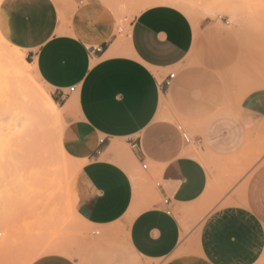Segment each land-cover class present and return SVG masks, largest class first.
<instances>
[{"label":"crops","instance_id":"1","mask_svg":"<svg viewBox=\"0 0 264 264\" xmlns=\"http://www.w3.org/2000/svg\"><path fill=\"white\" fill-rule=\"evenodd\" d=\"M69 4L60 12L53 0H0V36L29 60L56 103L73 105L60 145L80 164L70 186L74 214L92 228L124 224L130 251L150 264H264V157L245 181L241 205L219 204L193 225L188 211L211 186L179 126L194 133L192 146L202 155L206 146V155L233 161L250 147L263 149L264 86L228 108L218 72L235 50H223L210 25L195 34V22L175 8L141 11L121 39L98 0ZM195 57L198 64L185 65ZM117 143L131 166L148 163L157 174L159 202L136 196L129 172L108 152ZM50 257L79 264L63 255L41 258Z\"/></svg>","mask_w":264,"mask_h":264},{"label":"rangeland","instance_id":"2","mask_svg":"<svg viewBox=\"0 0 264 264\" xmlns=\"http://www.w3.org/2000/svg\"><path fill=\"white\" fill-rule=\"evenodd\" d=\"M53 1L57 6H60V12H64L66 7H70L69 0ZM98 1L112 14L117 30L118 28L122 30L120 34L117 33L121 39L126 36L128 24L141 11L155 5L172 7L164 4L153 5L150 0L149 2L148 0ZM180 1L191 3V5L186 4L194 11L195 23L191 21L192 16L178 7H174L185 13L188 18L190 17L189 20L195 34H200L201 26L210 25L213 28L212 38L217 43L219 42V46L223 50L224 48L235 50L234 57L227 60V63L230 62L229 66L218 72V77L224 85L225 95L228 97L227 107L234 109L245 93L252 88L264 86L257 82L261 78L264 80V0ZM224 1L226 2L224 3ZM226 8L235 10V22H231L228 15L224 13L223 10ZM208 9L213 11L212 15L203 12ZM203 35L207 38V30ZM206 50L207 45L203 46L202 51ZM10 52L14 54L17 51L14 49ZM21 54L24 57L23 53ZM221 54L224 55V52ZM227 54L229 55V53ZM24 60L29 63L26 57ZM196 64L198 61L195 57L194 60L189 59L185 65ZM27 69L29 81L33 82L43 93L49 94L59 110L55 117L52 116V113H47L46 116L41 117L40 124L37 121L38 117H35L30 121L31 124L28 122L27 125V121L21 117L24 114L21 113L18 105H15L11 90L2 86L0 88V108H3L0 111L3 113L8 109L2 115L7 120L1 116L0 112V239L5 238L6 240L5 244H2V248L0 245V264H25L30 256L40 251L42 254L38 258L63 255L77 260L79 264H150L148 261L139 259L130 251L124 224L92 228L74 214L70 205V186L80 164L77 160L72 159L63 147L65 156L59 155L53 146V138L59 131L62 134L67 125L65 113L72 106L70 105L66 110L63 109L59 103L54 101L47 85L40 82L33 67L30 65ZM10 99H13L14 102H10ZM7 102L11 103L12 109L9 104L7 105ZM12 103L14 104L12 105ZM13 113L16 114H14L16 117H12ZM34 125L35 127H33ZM179 126L181 132L187 135L190 147L203 158L204 162L200 161L207 171L211 186L207 199L200 204H203L202 207L200 206L201 212L194 213L188 218L189 222L196 225L210 209L219 204L241 205L243 203L241 193L245 181L256 164L263 159L264 148L252 149L250 147L242 154L232 157L233 161L217 159L206 155V146L205 154L202 155L199 146H192L194 133L183 125ZM35 139L37 140L35 141ZM32 141L34 142L32 143ZM121 147L123 146L121 145ZM124 149L126 148L124 147ZM112 154L116 161L128 171L127 167L131 165L123 157L124 154ZM145 164L147 165L146 171L140 166L135 168L136 175H139V179L142 180L139 184L133 185L136 188V196H139V200L141 198L143 202L151 199L157 203L160 201L156 192L157 174L151 173L148 163ZM143 175L145 179H142ZM141 182L144 184L142 185ZM140 189H143V193ZM205 205H208V208H205ZM203 207L206 210L203 211ZM109 231L111 232L109 233ZM184 236L185 231L182 234V237Z\"/></svg>","mask_w":264,"mask_h":264},{"label":"bare ground","instance_id":"3","mask_svg":"<svg viewBox=\"0 0 264 264\" xmlns=\"http://www.w3.org/2000/svg\"><path fill=\"white\" fill-rule=\"evenodd\" d=\"M152 1L151 4L155 5V4H164V5H171L172 7H178L179 9L183 10L186 14H189L190 16H192V20L195 22V14H194V11L191 10L187 4H189L187 1L183 2V1H180V0H150ZM147 2V1H146ZM149 2V0H148ZM147 2V4H149ZM226 1H224L225 3ZM229 2V1H228ZM187 3V4H186ZM222 3V2H221ZM230 3V2H229ZM233 3V2H232ZM146 4V3H145ZM146 4V6H147ZM220 4V3H219ZM150 5V4H149ZM191 5V3L189 4ZM156 6V5H155ZM220 6V5H219ZM174 7V8H175ZM217 7V6H216ZM227 7H229V4H227ZM143 8V7H142ZM215 9V8H214ZM213 9V10H214ZM218 9V7H217ZM219 10V9H218ZM216 11V10H214ZM225 14L228 15L229 17V20L231 22H235V16H236V13H235V10L233 8H226L223 10ZM205 14L207 15H212L213 11H211L210 9L208 10H204L203 11ZM138 13V12H137ZM184 13V14H185ZM187 17V15H186ZM190 18V17H189ZM117 47V46H116ZM116 48H114V51H117V49L115 50ZM11 50H14L10 47L9 44H7L5 42V40L0 36V88L1 86L3 88H6V89H9L11 90L10 92H12L13 94V99L15 100V105L19 107V109H21V113H23L21 116L22 118L24 117V121H27V125H28V122L32 121L35 117H38V122L40 124V119L41 117H43L44 115L46 116L47 113H52L53 117H55L57 115V111L59 110V107H57V105L52 101L51 97L49 96V94H46V93H43L40 89H38L34 84L33 82L29 81L28 77H27V67L30 66L25 60H24V57L22 56L21 52L17 51L15 52L14 54H12L10 51ZM121 53V52H120ZM115 54V53H113ZM119 54V53H118ZM30 68V67H29ZM29 72V71H28ZM32 72V71H31ZM37 74V73H36ZM36 77V76H35ZM37 78V77H36ZM35 78V80H36ZM39 80V79H37ZM41 82V80H40ZM40 85V84H39ZM46 87V86H45ZM4 90V89H3ZM8 90V91H9ZM6 91V90H5ZM9 92V93H10ZM5 93V92H4ZM8 93V94H9ZM49 93V92H47ZM7 95V94H6ZM8 98V97H6ZM10 98V96H9ZM13 99L11 100L10 99V102L13 101ZM7 101H9L7 99ZM4 102V100H3ZM2 102V103H3ZM14 102V101H13ZM5 104V102H4ZM3 104V105H4ZM9 104V107H10V104L11 103H8L7 102V105ZM14 103H12L13 105ZM6 105V106H7ZM11 105V106H12ZM73 106V105H71ZM68 107H70V105H66L63 107V109H68ZM11 108V107H10ZM1 111L3 108H0ZM6 109V108H5ZM12 109V108H11ZM10 109V110H11ZM8 110V109H6ZM5 110V111H6ZM0 111V112H1ZM5 111L2 113L1 112V116L3 114H5ZM9 112V111H8ZM10 113V112H9ZM12 113V112H11ZM7 114V112H6ZM15 113H13V116L12 117H16L14 115ZM63 114V112H62ZM66 114V113H65ZM61 115V114H60ZM3 117V116H2ZM19 116V119L21 118ZM4 119H6V117H3ZM62 118V117H61ZM3 119V120H4ZM13 119V118H12ZM18 119V117H17ZM7 120V119H6ZM44 120V119H43ZM42 120V121H43ZM47 120V119H45ZM44 120V121H45ZM22 121V120H21ZM2 122V121H1ZM5 122V120H4ZM3 122V123H4ZM18 122V121H17ZM44 123V122H42ZM41 123V124H42ZM31 124V122H30ZM47 124V123H46ZM45 124V125H46ZM64 124V123H63ZM25 125V126H27ZM51 125V124H50ZM62 125V124H61ZM23 126V125H22ZM42 126V125H41ZM3 127V126H2ZM35 127V125L33 126ZM62 127V126H61ZM1 128V127H0ZM3 129V128H2ZM37 129V128H35ZM52 130V129H51ZM63 130V129H62ZM46 131V130H45ZM49 131V130H48ZM1 132V131H0ZM36 132V131H35ZM44 132V131H43ZM42 132V133H43ZM3 133V132H2ZM47 133V131H46ZM36 134H39V133H36ZM50 134H53L50 132ZM33 135H35V133H33ZM30 136V134H29ZM44 136V134H43ZM49 136V135H48ZM60 136H61V132L59 131V133L57 135H55V137L53 138L54 140V147L55 149L57 150V152L59 153V155L61 156H65V153L63 152L62 148H61V145H60ZM5 137V136H4ZM34 137V136H32ZM37 138H39L38 136H36ZM46 137V136H45ZM43 137V138H45ZM35 138V137H34ZM24 139V137H23ZM29 139H31L29 137ZM51 139V138H50ZM37 139H35L36 141ZM31 141V140H30ZM52 141V140H50ZM25 142V141H24ZM34 141H32L33 143ZM31 143V142H30ZM33 145V144H32ZM40 151V149H37V151ZM110 153H121V154H124L123 157H125L126 161L129 162L130 158H131V155L130 153L124 149V147H121V145H119L118 143L117 144H113L111 145L109 151ZM67 160V159H65ZM70 162V161H69ZM130 165V164H129ZM135 167V166H134ZM133 166H128V171L129 172V176L131 177V181L133 183V185H136L137 183L139 184L140 183V180L139 179V175L137 176V172L135 171V168ZM67 169V168H66ZM68 173V172H67ZM144 177V175H143ZM142 179H145L142 178ZM142 181V180H141ZM141 184L143 185L144 183L141 182ZM140 185V186H142ZM138 186V185H137ZM135 188V187H134ZM142 188V187H140ZM144 188V186H143ZM136 189V188H135ZM146 189V188H145ZM139 190V189H138ZM142 190V193H143V189H140ZM203 205V204H202ZM202 205H200L202 207ZM196 206V205H195ZM197 205V207H192L188 213H197V212H201V207ZM208 206V205H207ZM205 205V208L207 207ZM204 208V207H203ZM203 209L206 210V209ZM208 208V207H207ZM183 231H185V227H183ZM187 231V230H186ZM1 235V234H0ZM9 236V234H8ZM7 236V237H8ZM5 238H2L0 239V245H1V248H2V244L4 243L5 244ZM41 251L38 253H34L32 256H30V258L25 262V264H29L30 262H32L35 258L39 257L41 255Z\"/></svg>","mask_w":264,"mask_h":264},{"label":"built area","instance_id":"4","mask_svg":"<svg viewBox=\"0 0 264 264\" xmlns=\"http://www.w3.org/2000/svg\"><path fill=\"white\" fill-rule=\"evenodd\" d=\"M174 78V73H170V74H168V76L165 78V80L163 81V83L166 85V86H168L169 84H170V82L172 81V79ZM74 91V87H71V88H69V90H68V92H73ZM182 138H183V140L186 142V143H190V141H189V139H188V137H187V135L186 134H182ZM146 164L145 163H143L142 164V166H141V168L142 169H146ZM161 203H162V205H163V207H164V209H165V211H166V213L167 214H170V209H169V199H167V198H162L161 199Z\"/></svg>","mask_w":264,"mask_h":264},{"label":"snow or ice","instance_id":"5","mask_svg":"<svg viewBox=\"0 0 264 264\" xmlns=\"http://www.w3.org/2000/svg\"><path fill=\"white\" fill-rule=\"evenodd\" d=\"M161 40H166V38L163 36V33L161 34ZM178 169H173L174 174L178 173ZM36 264H63L62 260H59L55 257L50 258H41L36 262Z\"/></svg>","mask_w":264,"mask_h":264}]
</instances>
